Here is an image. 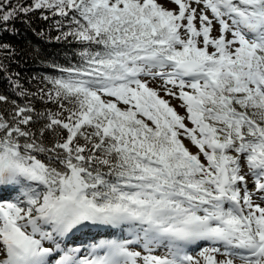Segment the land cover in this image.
<instances>
[{
	"label": "snow or ice",
	"instance_id": "snow-or-ice-1",
	"mask_svg": "<svg viewBox=\"0 0 264 264\" xmlns=\"http://www.w3.org/2000/svg\"><path fill=\"white\" fill-rule=\"evenodd\" d=\"M37 11L79 60L0 113V264H264V0H0V74Z\"/></svg>",
	"mask_w": 264,
	"mask_h": 264
},
{
	"label": "trees",
	"instance_id": "trees-1",
	"mask_svg": "<svg viewBox=\"0 0 264 264\" xmlns=\"http://www.w3.org/2000/svg\"><path fill=\"white\" fill-rule=\"evenodd\" d=\"M12 3L15 5L16 0H12ZM30 18L32 20L30 27L17 20L14 22L17 33H9L4 37L5 42H10L14 46L17 55L3 61L10 67V72L0 74V95L8 97L7 102H0V113L7 114L12 110L13 100L20 106L31 101L38 111L55 110L56 105L45 103L31 93L45 86L42 77L61 75L58 68L53 65L68 67L79 60L75 55L79 45L56 41L55 36L58 32L52 26L51 20L40 19L39 11L30 14ZM2 58L3 54H0V59ZM17 73L18 76L15 75ZM16 83L29 92L27 99L17 94L20 89L13 86Z\"/></svg>",
	"mask_w": 264,
	"mask_h": 264
},
{
	"label": "rangeland",
	"instance_id": "rangeland-1",
	"mask_svg": "<svg viewBox=\"0 0 264 264\" xmlns=\"http://www.w3.org/2000/svg\"><path fill=\"white\" fill-rule=\"evenodd\" d=\"M165 6L168 7L169 9H173V8L176 7V6H175L174 4H172V3H165ZM153 86H155V85H153ZM161 95L163 96L164 94L161 93ZM164 98L170 100V104H171V106H172V107L178 112V114H180V115H185V110H184L183 108L179 107V105H180V103H181L179 100H177V99H171V98H169V97H167V96H165ZM184 143L186 144V146H188V147L190 148V150H191L193 153L197 151L196 147L193 146V145H191L190 142H189L188 140L185 139V140H184ZM244 170L247 171L246 168H245ZM249 188H251V180H249ZM257 202H259V201H257ZM262 206H264V204H262ZM105 236H106L107 239H111V238H113V235H107V234H105ZM101 239H105V238H104V237L93 238L91 242H96V241L101 240ZM84 242L87 244V243H89V240H88V239H84ZM162 251H163V250H158V253H157V254H160ZM192 254H195V251H194ZM217 258H218V259H222L223 257H217Z\"/></svg>",
	"mask_w": 264,
	"mask_h": 264
},
{
	"label": "bare ground",
	"instance_id": "bare-ground-1",
	"mask_svg": "<svg viewBox=\"0 0 264 264\" xmlns=\"http://www.w3.org/2000/svg\"><path fill=\"white\" fill-rule=\"evenodd\" d=\"M195 153V152H194Z\"/></svg>",
	"mask_w": 264,
	"mask_h": 264
}]
</instances>
